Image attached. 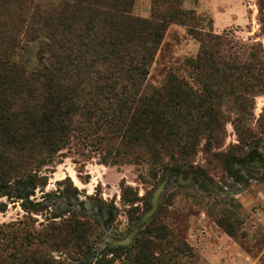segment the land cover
Returning a JSON list of instances; mask_svg holds the SVG:
<instances>
[{
	"label": "trees",
	"instance_id": "trees-1",
	"mask_svg": "<svg viewBox=\"0 0 264 264\" xmlns=\"http://www.w3.org/2000/svg\"><path fill=\"white\" fill-rule=\"evenodd\" d=\"M183 1L151 0L149 18H141L135 0H0V197L28 216L42 213L30 198L47 186L45 167L72 148L98 152L105 166L146 163L178 173L192 166L204 140L206 151L222 145L224 101L250 113L252 98L264 92V62L258 51L241 62ZM174 25L199 50L144 93ZM30 45L32 64L17 57ZM233 125L249 144L242 119ZM120 192L136 222L138 194L125 185ZM46 221L37 233L32 218L3 226L0 264H65L50 253L89 252L96 220L67 211ZM108 246L94 264H168L188 249L152 220L130 248Z\"/></svg>",
	"mask_w": 264,
	"mask_h": 264
},
{
	"label": "rangeland",
	"instance_id": "rangeland-1",
	"mask_svg": "<svg viewBox=\"0 0 264 264\" xmlns=\"http://www.w3.org/2000/svg\"><path fill=\"white\" fill-rule=\"evenodd\" d=\"M183 8L204 19L205 29L231 43L241 62L250 60L254 51L264 62V0H184ZM150 12L151 0H135V16L149 18ZM31 49L32 45L17 57L24 55L32 64ZM198 50V41L185 27L171 26L143 92L158 87L170 69L194 57ZM223 110L227 122L222 145L206 151L204 140L192 166L182 172L146 163L105 166L101 155L90 148L65 150L53 166L43 170L48 179L45 189H37L30 198L42 204L43 212L28 216L16 200L0 197V230L32 218L31 232H43L47 219L77 211L97 221L89 236V252L50 255L65 264H94L109 244L127 240L138 226L132 240L123 246L130 248L139 231L152 220L187 244V253L167 258L168 264H264V92L252 98L248 114L229 100L224 101ZM236 118L242 119L250 132L249 144L236 134ZM122 185L130 186L140 198L135 205L136 222H130L129 206L121 202ZM160 186L154 214L140 225Z\"/></svg>",
	"mask_w": 264,
	"mask_h": 264
},
{
	"label": "water",
	"instance_id": "water-1",
	"mask_svg": "<svg viewBox=\"0 0 264 264\" xmlns=\"http://www.w3.org/2000/svg\"><path fill=\"white\" fill-rule=\"evenodd\" d=\"M162 187L163 186H160L156 192L154 193L153 195V199L151 201V209L149 210V212H147L141 219V222H140V225H143L145 224V222H147L151 216L154 214L156 208H157V201H158V197H159V194L162 190ZM137 230H138V226L135 228V230L132 232L131 236L125 240V241H121V242H116L114 243L115 246H127L128 243L132 240V236H134L136 233H137Z\"/></svg>",
	"mask_w": 264,
	"mask_h": 264
}]
</instances>
